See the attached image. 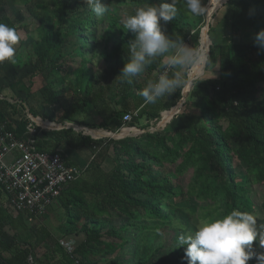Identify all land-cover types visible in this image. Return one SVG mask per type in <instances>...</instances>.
<instances>
[{"label":"trees","instance_id":"16d2710c","mask_svg":"<svg viewBox=\"0 0 264 264\" xmlns=\"http://www.w3.org/2000/svg\"><path fill=\"white\" fill-rule=\"evenodd\" d=\"M100 2L109 9L102 17L83 0H0V22L27 31L26 24L5 12L16 6L36 22L37 33L23 52L15 46L14 62L0 63V126L24 138L32 123L27 108L33 117L117 133L126 113L132 117L125 126L148 129L176 105L182 88L155 104L145 105L140 94L164 71L173 52L157 57L132 84L118 77L134 39L124 27L121 7L132 13L162 0ZM226 6L227 40L212 41L213 27L208 30L204 70L217 76L192 81L175 115L177 124L120 139L36 127L38 151L58 154L66 166L80 170L55 202L62 217L59 236L72 239L74 248L65 251L40 226L49 206L30 223L34 244L20 250L19 264H27L29 250L42 241L50 242L48 252L64 264H122L120 255L126 256L125 264H188L179 235L194 234L202 219L234 209L254 213L253 186L264 189V46L256 40L264 31V0H227ZM176 8L166 34L197 52L205 15L188 12L185 0H176ZM173 51L179 54L178 48ZM95 54L105 65L100 72L93 69ZM188 68L169 74L180 70L186 81ZM5 90L12 92V103L2 95ZM63 145L90 154L87 164L66 156L59 150ZM164 231L171 234L167 243ZM253 250L264 253L258 240Z\"/></svg>","mask_w":264,"mask_h":264},{"label":"clouds","instance_id":"9594fccd","mask_svg":"<svg viewBox=\"0 0 264 264\" xmlns=\"http://www.w3.org/2000/svg\"><path fill=\"white\" fill-rule=\"evenodd\" d=\"M96 17H102L108 12V7L100 0H83ZM187 11L194 16H203L208 6L203 0H185ZM177 13L176 0H162L159 5L140 7L134 15L124 21V27L134 34V39L128 44L130 59L118 76L121 83H133L157 58L173 52L164 71L155 80H149L141 91L145 105L155 104L160 98L171 95L186 83L180 70L190 67L203 56L194 52L178 38L166 34L165 26L171 22ZM256 40L264 46V31L257 34ZM20 35L14 27L0 22V63L14 62L16 45ZM179 49V54L173 50ZM259 237L257 220L249 212L232 210L220 218L207 217L199 222L194 234H181L177 237L178 246L185 248L188 264H248L254 257L258 264H264V253L253 250V242ZM259 244L264 247V237L259 238Z\"/></svg>","mask_w":264,"mask_h":264},{"label":"built area","instance_id":"2783aa9c","mask_svg":"<svg viewBox=\"0 0 264 264\" xmlns=\"http://www.w3.org/2000/svg\"><path fill=\"white\" fill-rule=\"evenodd\" d=\"M131 117L130 113L123 115L124 126ZM36 127L42 129L34 121L28 124L21 139L4 125L0 126V186L8 204L15 212H22L29 223L45 213L65 186L80 175L78 167L66 166L58 154L36 149ZM58 244L67 252L74 248L72 239H59Z\"/></svg>","mask_w":264,"mask_h":264},{"label":"crops","instance_id":"0c3cea01","mask_svg":"<svg viewBox=\"0 0 264 264\" xmlns=\"http://www.w3.org/2000/svg\"><path fill=\"white\" fill-rule=\"evenodd\" d=\"M1 98L2 96H0V99ZM10 102L12 103V100ZM37 117L41 118L40 116ZM122 127L119 130V132L121 133L123 130H125V126L123 125ZM131 128H133V130L138 129L136 127ZM42 129L51 130L44 127H42ZM149 129L151 128L138 130L146 131ZM90 137L93 139H98L96 137ZM59 150L62 151L66 156H69V158H72L76 162L84 165L87 164L90 159V154L82 151H71L66 145L61 146ZM10 159L11 156H8V160ZM51 209L52 206H50L48 211L46 212V217L41 220L40 226L43 229L47 230L50 233L51 239L55 240V242L58 244L59 239H61V237L59 236V230L57 229L60 222H55V224L53 223L52 225V221L50 219L51 216L49 215ZM34 239L35 236L33 234V231H31L30 223L26 220L24 215L18 216V212H15L14 209H12V207L8 204L6 194L0 190V264H19L18 258L21 256L20 250L28 249L29 244H34ZM51 247L52 245L49 241L40 242V244L33 251L29 250V255L27 256V264H64L59 259V256L57 254L55 255L48 252L49 249H52ZM47 253H50L51 257L43 256Z\"/></svg>","mask_w":264,"mask_h":264},{"label":"rangeland","instance_id":"374dc122","mask_svg":"<svg viewBox=\"0 0 264 264\" xmlns=\"http://www.w3.org/2000/svg\"><path fill=\"white\" fill-rule=\"evenodd\" d=\"M211 1L212 0H207L208 3L206 2L205 6H209ZM120 10H121L120 12L123 11L122 14H124V15L126 14L127 18L129 16L135 14V12L130 13V12L125 11L124 7H121ZM124 11H125V13H124ZM5 12L15 22L20 23L21 25L26 24L28 27L27 31H24V30L17 31L20 35V41L17 44L18 46H20V47H18V52H20V51L23 52V48H24L23 46H28L32 41H35L37 39V33L35 32L36 22H34L32 20V18L28 17L26 12L19 13L18 7H16V6L10 7V5H9V7L5 10ZM227 17H228V8L226 6V1H225L224 3H222V5H220L213 12L212 16L210 17L209 27L210 26L213 27V30L210 34V38L212 41H215L216 43H221V42H225L227 40V33H228V26H227L228 19H227ZM127 18L125 17V20ZM204 25H205V23H204ZM210 38H209V40H210ZM95 39H96L95 42L100 47L102 45V39L99 38L98 36H96ZM21 44H22V46H21ZM99 51H100V48H98L97 53ZM198 51H199V48H198ZM198 51L196 53H198ZM92 60H93V69H95L96 72H100L102 69H104L105 65L103 64V61L98 57L97 54H95V57ZM194 64L195 63H193L191 66L193 67ZM190 67L187 70V74L191 70ZM216 76H217L216 73L205 71L204 68H202V71L200 72V74L198 76L195 77V79L214 78ZM186 79H187V75H186ZM38 83H39V80L36 79L35 85L33 87L34 91L37 89V87L39 85ZM18 88H20V87H18ZM11 93H12L11 91L5 90V91H3L2 95L5 96L7 100L11 101L10 100V97L12 95ZM20 94H22L21 90H20ZM175 115H176V113L174 115L170 116L168 118V120L166 119L165 123H162L156 129H161L165 124L166 125L169 124L170 126L177 124V119H176ZM160 119H161V116H160ZM125 127H127V126H125ZM155 127H156V125L153 128L155 129ZM128 129H130V130H128V135L129 134L132 136L139 135V134L133 135V133H134V131L132 132L133 128H128ZM125 130H127V129L125 128ZM147 131H151V129H149ZM153 131H151V132H153ZM125 135H127V133ZM253 188L254 189H253V194L251 196V199L256 204V208H255L253 215L255 216V218L257 220V228H258V232H259V237L257 240L259 241L260 237H264V189L261 186H256V185L253 186ZM49 215L51 216L50 219L52 221V225H53V223L55 224V222L56 223L61 222V220H62L61 212L59 210L57 203H55L54 206H52V209H51ZM109 223L111 224V222H109ZM114 223L117 224L118 220L114 221ZM163 236L165 237L163 240L165 241V243H167L169 241V238L171 237V234L164 231ZM161 252L165 253V251H161ZM255 252L257 253V251H255ZM118 259L121 261L122 264H125V260L127 258L125 255L124 256L120 255L118 257ZM252 263L258 264V261L256 260L255 257L253 259H251L250 261H248V264H252Z\"/></svg>","mask_w":264,"mask_h":264},{"label":"water","instance_id":"95a60500","mask_svg":"<svg viewBox=\"0 0 264 264\" xmlns=\"http://www.w3.org/2000/svg\"><path fill=\"white\" fill-rule=\"evenodd\" d=\"M208 3V2H207ZM217 9V8H216ZM215 9V10H216ZM208 30H209V17L206 18L205 16V25L201 28L200 30V33H199V37L201 38L202 36V33L205 34V37L208 39V45H207V54H206V58H207V55H208V51H209V46L211 44L210 40H209V36H208ZM200 41V39H199ZM206 61V59H205ZM192 67V66H191ZM190 67V69H191ZM189 69V70H190ZM189 73V72H188ZM195 79L194 78H189V75L187 74V80H186V84L185 86L182 88L181 90V98L180 100L176 103V105L174 107H172L170 110L168 111H164V112H169L171 113L170 116L174 115L175 113L178 112L179 108L181 107L182 103H183V100H184V97L186 95V93L189 91L190 87H191V83L192 81ZM25 112L27 113V116L32 120L34 121L35 123L39 124L40 126L44 127V128H48V129H51V130H57V129H62V128H71L75 131H79L81 132L82 134H86V135H89V136H92V137H96V138H104V137H109V138H113V139H120V138H123V137H127V136H132V135H125V134H121V132H118V133H111V132H107L105 130H102V129H93V128H88L86 126H77V125H74V124H71V123H65V124H60V123H55V122H50V121H47V120H43L39 117H33L27 108H25ZM161 113V119L160 121L156 124V127L155 129L154 128H151V131L153 130H156V128H158V126H160L162 123H165L166 120H164V117H163V113ZM48 124V125H46ZM136 132L133 133V135H136V134H141L144 131H141V130H138V129H134ZM96 131H100L101 134L98 135V136H93V132H96ZM103 132V133H102ZM106 133V134H105Z\"/></svg>","mask_w":264,"mask_h":264},{"label":"bare ground","instance_id":"6f19581e","mask_svg":"<svg viewBox=\"0 0 264 264\" xmlns=\"http://www.w3.org/2000/svg\"><path fill=\"white\" fill-rule=\"evenodd\" d=\"M225 1H227V0H212L210 2L209 6H208L207 13L205 14L206 18L209 17V22H210V17L212 16L215 9L218 8L220 5H222V3H224ZM199 39H200V41H199L198 53L203 56V59H198L195 62L194 66L191 68V70L188 73L189 78H194V77L198 76L200 74V72L202 71V68H204L206 54H207L208 39L205 37V34H203V33H202L201 38H199ZM170 115H171V113L164 112L163 113L164 120H166V119L168 120ZM46 125H48V124H46ZM133 131L136 132L135 130L132 129V132ZM126 133L128 134V130H123L121 134H126ZM92 134H93V136H98L101 134V132L96 131V132H93Z\"/></svg>","mask_w":264,"mask_h":264}]
</instances>
